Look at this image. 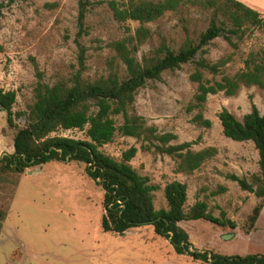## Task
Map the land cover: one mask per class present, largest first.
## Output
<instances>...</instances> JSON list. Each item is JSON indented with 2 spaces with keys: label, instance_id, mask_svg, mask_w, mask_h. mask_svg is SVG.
Here are the masks:
<instances>
[{
  "label": "rangeland",
  "instance_id": "rangeland-1",
  "mask_svg": "<svg viewBox=\"0 0 264 264\" xmlns=\"http://www.w3.org/2000/svg\"><path fill=\"white\" fill-rule=\"evenodd\" d=\"M109 0H93L82 22L85 32L77 34V0H0V89L13 90V113L25 112L32 103L36 72L43 82L69 80L79 72L83 79L104 76L114 51L108 43L131 37L139 23L134 20L116 21L107 5ZM119 7L130 0H113ZM156 1V0H153ZM201 0H180L173 10L144 22L146 37L136 46L134 56L149 55L160 42L176 50L184 40L196 43L198 34L211 18ZM264 7V0H251ZM264 18L262 12L256 11ZM234 46L223 36H216L196 53L209 61L228 57L220 74L231 75L243 66L250 51L264 48V27L245 30L231 38ZM82 49L81 64L79 50ZM111 68H122L117 59ZM194 62L182 63L173 70H164L159 78L147 81L135 95L133 107L146 124L158 132H171V143L193 140L191 149L213 146L215 154L190 173H175L173 160L140 148L133 137L114 132L110 141L98 149L115 160L129 146L136 152L129 164L145 175L148 183L156 185L151 191L154 209L166 208L162 195L165 182L177 180L185 184L184 210L195 201H204L212 216L231 221L233 228L209 221L177 222L198 248L221 255H264V199L248 233V216L260 198L241 189L227 178L228 174L244 177L251 182L258 173L257 153L251 141H233L221 133L216 117L224 107L236 119L248 112L253 104L264 112V88L240 86L236 94H208L200 110L209 120L208 127L191 121L197 111L188 110L196 83L188 75ZM204 78L210 74L202 70ZM115 124L121 121L115 116ZM17 126L25 123L24 116H13ZM0 130L5 134L0 147H11L13 128L6 125L0 110ZM51 134L87 139L83 129L57 130ZM7 145V146H6ZM101 191L83 172V164L74 160H51L23 169L20 173L0 168V264H203L183 254H175L167 241L154 235L150 226L141 225L123 234L100 229ZM192 246V247H193Z\"/></svg>",
  "mask_w": 264,
  "mask_h": 264
},
{
  "label": "trees",
  "instance_id": "trees-1",
  "mask_svg": "<svg viewBox=\"0 0 264 264\" xmlns=\"http://www.w3.org/2000/svg\"><path fill=\"white\" fill-rule=\"evenodd\" d=\"M93 0H77V34L85 32L82 22L88 6ZM180 0H130L119 7L113 0L107 2L116 21L134 20L139 26L134 31V43L131 37L112 40L108 43L114 51L109 60V71L104 76L88 80L74 73L69 80H57L45 83L36 72V81L32 89L33 101L25 112L13 113V90L0 89V110L4 112L6 124L13 128L11 133L12 151L0 158V168L4 171L21 172L23 169L40 165L51 160H74L83 164V172L101 191L100 229L104 232L123 234L125 231L141 225L150 226L154 235L168 242L175 254H185L192 260L203 264H264V255L246 254L221 255L208 250H198L190 246L187 234L176 223L184 220H206L218 226L234 224L220 213L212 216L206 211L204 201H195L184 210L185 184L177 180L165 182L162 195L166 208L154 209L151 191L157 187L148 183L145 175L138 174L129 164L136 152L129 146L120 154V160L103 154L98 147L111 140L116 131L121 135L133 137L139 141L140 148L166 155L173 160L175 173H190L202 162L212 157L216 149L206 146L191 149L193 140L171 143L175 135L171 132H158L153 125L146 124L144 118L133 107L134 95L147 81L159 78L164 70H173L182 63L193 61L194 70L188 75L196 83L188 110L196 108L191 121L208 127L210 122L201 115V108L208 94L222 92L225 96L237 93L240 86L264 88V48L250 51L243 59V66L231 75H214L228 61V57H219L209 61L196 53H204L205 46L216 36L234 46L231 37L240 36L248 28L264 27V18L258 12L236 0H201L203 8L209 9L211 18L208 25L199 32L196 43L184 40L176 50L170 49L164 42L149 55L134 56L136 46L147 35L144 22L158 18L164 11L173 10ZM1 17V10H0ZM82 49L79 50L81 64ZM117 59L122 68H111L112 60ZM202 70L210 74L204 78ZM23 115L25 123L17 126L13 116ZM115 116L121 121L115 124ZM216 117L221 133L233 141L252 142L257 153L258 173L252 175L251 182L244 177L228 174L227 178L261 201L256 203L248 216V233L262 206L264 199V112L259 113L251 104L248 112L236 119L228 110L221 107ZM83 129L87 139H74L58 134L57 130ZM190 247V249L188 248Z\"/></svg>",
  "mask_w": 264,
  "mask_h": 264
},
{
  "label": "crops",
  "instance_id": "crops-1",
  "mask_svg": "<svg viewBox=\"0 0 264 264\" xmlns=\"http://www.w3.org/2000/svg\"><path fill=\"white\" fill-rule=\"evenodd\" d=\"M236 1H239L240 3H242L243 5L255 10V11H259V12H262L264 14V7H261V6H256L255 4H253L251 2V0H236ZM5 136V134L3 132H1L0 130V140L3 138V136ZM3 147H0V150H2ZM128 231V230H127Z\"/></svg>",
  "mask_w": 264,
  "mask_h": 264
},
{
  "label": "flooded vegetation",
  "instance_id": "flooded-vegetation-1",
  "mask_svg": "<svg viewBox=\"0 0 264 264\" xmlns=\"http://www.w3.org/2000/svg\"><path fill=\"white\" fill-rule=\"evenodd\" d=\"M7 125V124H6ZM11 136V135H10ZM7 146V145H6ZM4 147V146H3ZM12 151V145L11 147H6V148H3L2 150H0V158H1V155H3L4 153H10ZM34 166V165H33ZM20 173V172H19ZM177 224V223H176ZM181 228V227H180ZM184 231V230H183ZM185 232V231H184ZM186 233V232H185ZM187 234V233H186ZM187 238H188V235H187ZM190 242V241H189ZM190 246H193L191 243H190ZM194 247V246H193ZM190 249V247H188ZM196 248V247H194ZM198 249V248H196ZM198 250H204V249H198ZM185 255V254H183ZM187 256V255H186ZM189 257V256H188ZM191 259V258H190Z\"/></svg>",
  "mask_w": 264,
  "mask_h": 264
}]
</instances>
